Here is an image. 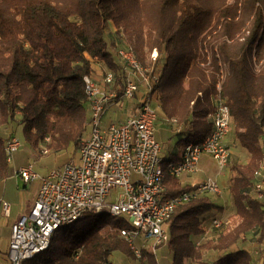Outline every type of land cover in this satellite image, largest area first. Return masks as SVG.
Here are the masks:
<instances>
[{
    "label": "trees",
    "instance_id": "trees-1",
    "mask_svg": "<svg viewBox=\"0 0 264 264\" xmlns=\"http://www.w3.org/2000/svg\"><path fill=\"white\" fill-rule=\"evenodd\" d=\"M118 41L146 68L153 65L148 76L159 74L160 81L150 97L158 94L166 117L191 129L186 142L200 143L212 132L208 116L220 95L248 154L233 166L229 192L237 219L227 229L213 228L217 236L199 242L206 216L220 209L217 195L174 212L166 245L172 264H253L243 245L252 231L264 244V201L254 191L264 162V0H0V128L22 126L34 151L78 152L90 123L85 77L93 75V63L114 72L109 89L123 94L125 72L112 51ZM8 139L0 132V180L8 175ZM165 185L168 196L188 188L168 173ZM129 227L125 217L90 215L56 232L50 248L25 264H112L116 253L136 258L121 236ZM141 260L159 264L150 252Z\"/></svg>",
    "mask_w": 264,
    "mask_h": 264
},
{
    "label": "built area",
    "instance_id": "built-area-1",
    "mask_svg": "<svg viewBox=\"0 0 264 264\" xmlns=\"http://www.w3.org/2000/svg\"><path fill=\"white\" fill-rule=\"evenodd\" d=\"M126 70L123 94L109 88L116 82L112 70L106 69L102 80L96 75L85 77V87L91 114L88 133L79 149V160L68 162L62 169L53 170L41 177L30 164L20 168L17 176L25 183L38 181L40 188L31 213L22 217L12 229L10 242L11 264H25L45 253L60 229L72 225L90 215L125 217L129 228L121 230L136 258L143 254L138 247L140 239L151 243L154 253L170 240L168 221L174 212L194 199L207 194L223 195L216 178L197 181L176 196L167 195L166 174L180 179L185 175L201 172L204 154L210 155L217 164L219 174L227 170L231 152L227 138L231 131L230 107L217 96L208 119L213 130L200 143L186 142L177 161L168 163L162 157V145L157 140L158 112L150 104L149 96L158 75L150 78L146 68L129 48L117 51ZM158 54H154L156 60ZM145 86L147 92L140 102L138 113L123 124H105L111 107L119 100H132ZM221 89L220 85L218 86ZM174 125L178 120L170 119ZM22 148L21 140L12 136L7 140L5 152L11 163ZM44 150V148H43ZM48 154V150H44ZM254 186L256 198L264 201V162L256 172ZM113 190L118 191L115 203L111 202ZM4 212L9 215L11 206L3 202ZM231 221L215 218L212 227L225 230ZM259 255L260 250L254 252Z\"/></svg>",
    "mask_w": 264,
    "mask_h": 264
},
{
    "label": "rangeland",
    "instance_id": "rangeland-1",
    "mask_svg": "<svg viewBox=\"0 0 264 264\" xmlns=\"http://www.w3.org/2000/svg\"><path fill=\"white\" fill-rule=\"evenodd\" d=\"M122 45V41H118V47ZM158 54L157 51L152 53L151 60L154 64V54ZM150 71H153V65L152 67H148ZM162 66L159 68V72L162 70ZM151 71V72H152ZM159 77V74H158ZM153 78V77H152ZM147 90L145 86H141V90L138 94H136L135 98L132 100H119V102L115 103L113 107L110 108L107 116L105 117V124L109 123H115V124H121L129 117L133 116L135 112L132 110L133 105H137V98L138 101L142 100L146 94ZM150 104L152 107H155V103L157 102L158 94L154 96V94L150 97ZM127 101V102H125ZM156 108V107H155ZM160 116V121H164V118H166V115L160 110L158 111ZM159 122V121H158ZM0 132L6 137V139L16 136L18 137L22 142V148L15 154L13 158V163L10 164L11 174H14V169L18 168L20 169L21 166H28L30 164L34 165L35 172L40 175L41 177L48 176L51 171L53 170H60L62 169L68 162L70 161H76L79 160V152L75 150L74 147H71L68 151L62 152V153H55V152H49L48 154L44 153L43 149H40L39 151H33L31 148L27 146L24 140L23 132H22V126L13 124L9 129H1ZM156 137L158 141L162 145V157L165 159V163H169L172 161L171 159L174 157L175 154L180 152L186 141L183 139H180L176 134L166 133L164 128L162 126L159 128V130L156 133ZM227 145L230 148L231 151V161L230 165L228 167L227 172L229 173V178L233 176V166L238 163H246L248 160V154L245 150L242 149V147L239 144V141L236 139L235 136V129L234 126H231V131L227 138ZM201 167L204 172L198 173L194 175V179L196 180H204L211 176H217L219 173L218 167L214 159L207 154H204L202 156L201 160ZM224 172L218 177V182L221 185L225 181L224 177L226 176ZM211 175V176H209ZM186 176V175H185ZM17 175H13L12 178H9L7 180L8 182V195L7 197L14 199V202L17 203L18 208L25 213V216H28L31 213V210L33 208V197L35 193V188L37 186L38 181L32 182L30 184H25L24 181L20 179H16ZM229 179V185L231 184V180ZM7 183L3 182L0 183L1 188L6 186ZM118 195L117 190H113V197L111 198V202L115 203L116 196ZM229 198V204L227 207V216L230 218H234V203L231 197L230 192L227 193ZM226 198V197H225ZM213 201L215 204H217L219 207L223 206V198L213 197ZM220 216V210L216 209L212 213H209L206 216L207 223L206 228L209 233L210 238H215L217 236L216 232L211 229L210 223L213 218ZM258 233L256 231H252L248 234L246 239V244L243 245L244 248H246L249 251H256L260 248L258 239ZM140 241H144L148 246L150 245L149 242H146L144 239H141ZM140 243V242H139ZM160 249V248H159ZM157 252L158 260L161 262V264H172V259L166 258L163 253L162 249ZM208 259L210 261H214L217 259L216 253H209ZM117 261L116 259L114 260ZM253 264H264V256L259 258L255 257Z\"/></svg>",
    "mask_w": 264,
    "mask_h": 264
},
{
    "label": "crops",
    "instance_id": "crops-1",
    "mask_svg": "<svg viewBox=\"0 0 264 264\" xmlns=\"http://www.w3.org/2000/svg\"><path fill=\"white\" fill-rule=\"evenodd\" d=\"M114 49L112 50L113 51V54L114 56L117 58V60L119 61L120 65L122 66L123 68V65H122V61L119 59L118 55H117V51L119 49V47L117 45H114L113 47ZM106 69H109L108 66L104 63H93V70H94V75H96V77L100 80H102V75L104 74V71ZM124 70V75L126 77V70L123 68ZM141 90V89H140ZM155 96V95H154ZM139 98H137V105H133V108L132 110L135 112V114L133 116H135L138 111H139V108H140V101H138ZM127 102V101H125ZM156 107V108H155ZM155 109L158 111H162V108H161V104L159 101H157L155 103ZM163 112V111H162ZM159 114V113H158ZM131 116V117H133ZM129 117V118H131ZM128 118V119H129ZM128 119H126L124 122H122L121 124L125 123ZM159 119H160V116H159ZM170 119L169 118H164V121H160L158 120V124H157V131L159 130V128L162 126V128H164V130L166 131V133H171L172 135L173 134H176L180 139H183L185 140V138L187 137V135L189 134L190 132V128L185 126V125H182L180 127L174 125L173 123H171V121H169ZM110 124V123H109ZM107 125V124H106ZM181 132H183L182 134H180ZM158 140V139H157ZM161 144V143H160ZM30 148V147H29ZM41 149H43V147L41 146ZM34 151V150H33ZM36 152V151H35ZM180 152H178L177 154L174 155V157L171 159V160H174L175 156L180 154ZM13 161L11 163H9V169H8V175L5 179L3 180H0V183H7L6 186H4L3 188H1L0 186V264H11V260H10V242H11V237H12V229H13V226L22 218L25 216V213H23V211L21 209L18 208V205L17 203L14 202V199L12 198H9L7 197V193H8V182L7 180L9 178H12L13 175H17V172H18V168L14 169V174H11V169H10V164H12ZM24 166H21L20 168H22ZM200 168H201V172H204L205 173V170H203V168L201 167V163H200ZM228 170V169H227ZM227 170L225 171L226 173V176L224 177L225 181L223 183H221V187L223 189V195L218 197V198H223V206H220V216L219 218L223 219V220H234V219H237L236 216L232 219L230 217H228L226 214H227V207H228V204H229V198L227 193L229 192V173L227 172ZM200 172V173H201ZM224 173V172H223ZM222 173V174H223ZM221 174L218 173L217 176H211L212 178H216L218 180V177L220 176ZM194 175H186V176H183L182 178L179 179L180 183H181V186L182 187H189L191 186V184L197 182V181H200V180H196L193 178ZM16 179H20L19 176H17ZM22 179V178H21ZM231 180V179H230ZM25 183V182H24ZM32 183V182H30ZM28 183V184H30ZM39 183V182H38ZM27 184V183H25ZM39 188H40V183L37 184L36 188H35V193H34V197H33V202H35L36 198H37V194H38V191H39ZM226 197V198H225ZM3 202H8L11 206V211H10V214L7 215L5 212H4V209H3ZM34 204V203H33ZM218 218V217H217ZM215 219V218H213ZM212 219V220H213ZM210 227L211 229H213L212 227V221L210 223ZM207 229V228H206ZM209 233H208V230L206 232V234L204 235V237H202L200 239V243L206 241L207 239H210V237L208 236ZM141 240V239H140ZM138 242V247L141 249L142 251V254L144 252H150L152 254H155L157 256V252L154 253L152 251V245L150 243V245L148 246L144 241H140ZM162 249V250H161ZM163 253V255L166 257V258H172L171 256V252L169 251V249L167 248V246H163V247H160V249ZM260 250V254L257 255L255 254L254 252ZM256 250V251H250L253 255H254V258L255 257H263L264 256V244L261 245V247ZM117 260L116 262L114 260ZM158 259V257H157ZM159 264H161V262L158 260ZM112 264H143L142 263V260L141 259H138V258H134V257H129L127 255H124V254H121V253H116L112 259Z\"/></svg>",
    "mask_w": 264,
    "mask_h": 264
}]
</instances>
